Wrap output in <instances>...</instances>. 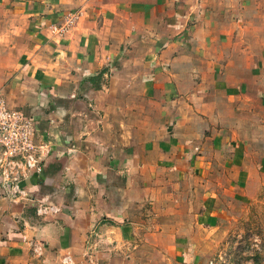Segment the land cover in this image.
I'll return each mask as SVG.
<instances>
[{
  "label": "crops",
  "instance_id": "crops-1",
  "mask_svg": "<svg viewBox=\"0 0 264 264\" xmlns=\"http://www.w3.org/2000/svg\"><path fill=\"white\" fill-rule=\"evenodd\" d=\"M0 92L46 145L0 264H204L264 176V0H0Z\"/></svg>",
  "mask_w": 264,
  "mask_h": 264
},
{
  "label": "built area",
  "instance_id": "built-area-1",
  "mask_svg": "<svg viewBox=\"0 0 264 264\" xmlns=\"http://www.w3.org/2000/svg\"><path fill=\"white\" fill-rule=\"evenodd\" d=\"M79 15L69 12L54 31H69ZM46 145L39 141L35 120L21 109L11 107L0 92V185L12 197L23 194L22 183L43 168ZM44 210L39 209V213Z\"/></svg>",
  "mask_w": 264,
  "mask_h": 264
},
{
  "label": "rangeland",
  "instance_id": "rangeland-1",
  "mask_svg": "<svg viewBox=\"0 0 264 264\" xmlns=\"http://www.w3.org/2000/svg\"><path fill=\"white\" fill-rule=\"evenodd\" d=\"M233 216L204 264H264V176L257 193Z\"/></svg>",
  "mask_w": 264,
  "mask_h": 264
}]
</instances>
